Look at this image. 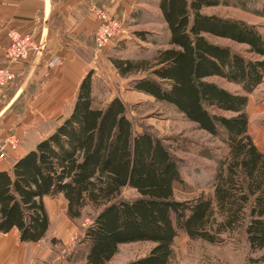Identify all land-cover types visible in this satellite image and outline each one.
Here are the masks:
<instances>
[{
    "label": "trees",
    "instance_id": "obj_1",
    "mask_svg": "<svg viewBox=\"0 0 264 264\" xmlns=\"http://www.w3.org/2000/svg\"><path fill=\"white\" fill-rule=\"evenodd\" d=\"M231 2L242 3L159 0L168 36L136 32L156 48L136 58L112 59L121 77H134L133 91L174 107L228 146L229 155L210 178L213 197L175 198V185L183 183L180 160L151 133L136 132L119 97L95 108L90 71L71 113L10 172L0 171V233L16 229L21 243L46 239L51 221L44 200L63 196L70 220L92 218L84 234L85 264H110L121 245L138 242L155 246L129 264H170L180 231L212 245L239 234L252 254L263 251L264 152L249 134L247 106L264 80V36L244 21L204 13ZM208 36L246 45L257 58ZM214 77L241 87L243 94L209 80ZM125 189L137 196L124 199Z\"/></svg>",
    "mask_w": 264,
    "mask_h": 264
},
{
    "label": "rangeland",
    "instance_id": "obj_2",
    "mask_svg": "<svg viewBox=\"0 0 264 264\" xmlns=\"http://www.w3.org/2000/svg\"><path fill=\"white\" fill-rule=\"evenodd\" d=\"M241 2L206 8L204 13L244 21L256 26L264 36V0H241ZM158 4L159 0H134L130 9L132 17L129 15L121 16L123 19L118 17L125 25V34L122 39L112 42L105 52H99L94 44L95 50L91 57L92 63L95 64L92 70L94 73L93 106L102 109L115 97H119L128 106V115L134 123L136 132L151 133L163 142L176 159L180 160L183 183L181 181L175 185V198L178 201L193 200L201 195L213 197L214 191L210 178L217 173L219 161L229 155L228 146L220 138L200 130L174 107L133 91L129 82L134 77L129 79L121 77L113 65V58H136L139 54H144V50L150 51L156 48L141 41L136 36V32L147 31L163 37L168 36L167 26ZM208 38L216 44L230 46L248 58H257L249 53L246 45L215 36H208ZM47 68L51 70L48 63ZM209 80L232 93L243 94L241 87L221 78L214 77ZM16 83L17 81L10 89ZM10 89L7 90L2 104L9 101L7 94ZM248 98L249 134L257 147L264 152V80ZM16 103L18 107L21 100L16 101L14 105ZM16 107L14 109H19ZM217 113L227 117L233 115ZM49 127L48 124L45 125V133L51 131L52 128ZM40 128L43 130V127ZM136 196L137 193L132 189H125L122 193L124 199H133ZM44 203L51 226L41 246L45 250L53 249L52 258L44 264H85L89 246L84 241V234L85 229L92 224V218L86 215L81 220H70L67 217V203L63 196L46 198ZM224 237L228 238V235ZM227 240L225 243L212 245L201 240H192L186 233L180 231L174 240V254L170 264H264V259L259 260L264 258V250L252 254L239 234ZM154 246L155 244L151 242L121 245L110 264H129L144 258L149 255Z\"/></svg>",
    "mask_w": 264,
    "mask_h": 264
},
{
    "label": "crops",
    "instance_id": "obj_3",
    "mask_svg": "<svg viewBox=\"0 0 264 264\" xmlns=\"http://www.w3.org/2000/svg\"><path fill=\"white\" fill-rule=\"evenodd\" d=\"M133 1L0 0V68L6 66L11 31L32 35L43 48L30 61L9 65L17 83L7 94L9 101L0 104V149L10 134L17 135L22 144L0 163V171L10 172L15 161L34 150L71 113L83 79L95 67L91 57L100 21L90 7L98 5L113 16L132 17ZM55 56L61 61L49 70L47 63ZM20 100L16 107L18 102L14 103ZM47 124L52 129L45 133ZM44 240L21 243L16 229L0 233V264L46 263L53 249H43Z\"/></svg>",
    "mask_w": 264,
    "mask_h": 264
},
{
    "label": "built area",
    "instance_id": "obj_4",
    "mask_svg": "<svg viewBox=\"0 0 264 264\" xmlns=\"http://www.w3.org/2000/svg\"><path fill=\"white\" fill-rule=\"evenodd\" d=\"M99 21L100 25L94 34V42L99 52H105L114 41H119L124 36L125 25L122 19L113 16L102 6L92 5L90 7ZM10 45L6 50V66L0 68V104L3 102L7 90L15 83L16 74L9 68V65L28 62L33 56L42 53L41 44L34 40L32 35H21L17 31L9 34ZM61 61L58 56L48 62L50 69L56 67ZM21 144L20 138L13 134L8 136L0 149V163L6 160L10 153L16 152Z\"/></svg>",
    "mask_w": 264,
    "mask_h": 264
}]
</instances>
